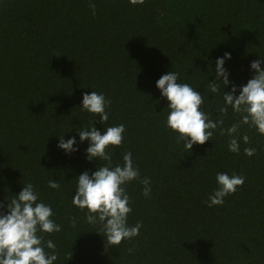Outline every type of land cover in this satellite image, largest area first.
Masks as SVG:
<instances>
[{"label": "trees", "instance_id": "obj_1", "mask_svg": "<svg viewBox=\"0 0 264 264\" xmlns=\"http://www.w3.org/2000/svg\"><path fill=\"white\" fill-rule=\"evenodd\" d=\"M225 51L232 81L247 83L250 62L264 57V0H0V200L22 181L37 187L62 225L46 237L57 245L56 264H264V135L240 124L249 141L229 151L221 128L241 116L230 107L218 112L223 89L215 99L207 90L215 57ZM172 70L205 93L213 120H223L190 153L165 127L166 98L157 102L156 80ZM93 90L111 101L105 127L126 126L113 162L131 151L140 177L151 180L149 197L139 180L127 185L129 223L143 226L117 248H105L85 222L86 209L72 205V178L98 163L86 159L87 141L71 155L57 147L64 134L79 140L75 127L103 128L79 107ZM217 172L245 182L209 207ZM51 179L60 190L48 187Z\"/></svg>", "mask_w": 264, "mask_h": 264}, {"label": "clouds", "instance_id": "obj_2", "mask_svg": "<svg viewBox=\"0 0 264 264\" xmlns=\"http://www.w3.org/2000/svg\"><path fill=\"white\" fill-rule=\"evenodd\" d=\"M129 3L143 4L145 0H129ZM90 7L95 14V3L90 2ZM231 59L230 51L215 57V78L209 80L207 90L215 99L223 89V104L217 105L218 112L227 113L230 107L234 113L240 114L238 124L227 129L221 128V134L226 132L231 138L229 151L239 153L240 140L245 144L249 141L247 135L240 137V124L254 127L264 135V57L260 56L250 62L251 78L247 83L239 85L232 81L231 71L226 67V62ZM212 71L210 64L209 72ZM156 87L160 91L157 102L165 98L167 100L165 127L174 132L179 141H183L187 152L190 153L194 145H203L213 139L215 130L223 125V120H213L205 110V93L199 87L183 82L180 73L174 70L161 75L156 80ZM110 104L111 101L102 92H84L79 107L98 116L103 128L98 129L96 122L91 126L75 127L79 140L76 136L66 139L64 134L59 136L57 147L66 155H71L79 152L80 145L87 141L84 150L86 159L98 163L95 171L85 169L72 178L75 180L72 205L81 210L86 209L85 222L91 230L102 234L105 248H117L123 241L139 236L143 226L142 222L134 225L129 223L132 197L127 191V185L139 180L144 186L145 197L151 195L152 188L150 178L140 177L139 167L131 151L122 154V163L113 162L114 149L124 142L126 126L121 123L105 127L109 120L107 109ZM244 153L252 156L255 149L245 148ZM215 179L218 187L206 201L209 207L223 205L225 197L234 194L245 182V177L227 172H217ZM22 184L18 193L0 200V264H56L59 258L57 245L46 237L61 232L62 225L55 219L53 206L45 202L37 187L31 182L22 181ZM48 187L60 190L61 183L51 179ZM128 251L132 253L134 250L130 248Z\"/></svg>", "mask_w": 264, "mask_h": 264}]
</instances>
